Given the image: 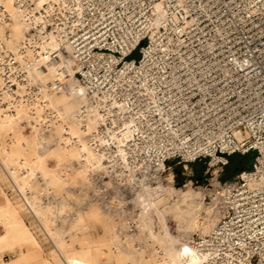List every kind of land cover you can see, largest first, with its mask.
Returning a JSON list of instances; mask_svg holds the SVG:
<instances>
[{"label":"built area","instance_id":"2783aa9c","mask_svg":"<svg viewBox=\"0 0 264 264\" xmlns=\"http://www.w3.org/2000/svg\"><path fill=\"white\" fill-rule=\"evenodd\" d=\"M10 8L25 27L16 47ZM72 81L85 97L77 114L95 115L84 139L101 163L88 201L121 212L118 200L169 182V162L218 169L254 153L191 244L200 264H264V0H0V108H22L40 139L57 126L74 143L43 95Z\"/></svg>","mask_w":264,"mask_h":264},{"label":"rangeland","instance_id":"374dc122","mask_svg":"<svg viewBox=\"0 0 264 264\" xmlns=\"http://www.w3.org/2000/svg\"><path fill=\"white\" fill-rule=\"evenodd\" d=\"M137 57L138 55L134 53L129 59H137ZM49 105L53 108L56 106L54 102H50ZM0 109L2 110H0V120L10 118V123L5 128H0V159L2 157L5 159L11 157L13 147L15 150L12 152L23 153L22 158L25 163L21 172L29 173L27 188L29 191H33V198L39 199L43 205L47 206L46 212H48V217L51 218L50 228L54 233V237L56 238L60 234L64 236L61 253L75 252L81 248L90 247L93 250L92 259L95 264H157V262L161 261V252L165 244L160 236L164 223L156 209L147 206L148 198L144 190H141L138 196L134 197L132 195L133 197L131 196L130 199L124 202L118 200L120 207L117 208L122 207L121 212L126 213V215L124 213L119 216L120 211L118 209L114 210V214H112L113 212L106 211L99 204L87 200L85 191L87 176L86 179H82L71 173L69 182L66 185L68 189L65 186L68 195H62L59 191H46L40 184L30 185L40 181L38 176L42 167L44 169L57 167L50 152L56 147V142L62 141L60 137L58 138L59 129L57 126L53 127L46 146L40 147L42 138L40 139L38 133L29 126L21 124L22 121L27 119L24 117V110L19 116H15L14 113L7 114L5 110ZM5 148L8 152L10 150V152L8 153ZM36 148L46 154L40 164H35L33 160V150ZM252 154H246L248 157L243 161L241 159L245 155L233 154L228 157L227 164L218 169H207L206 164L203 162L190 163L186 167L182 164L169 162L167 167H165L164 177L167 179L171 178L170 188L164 193L159 190L151 191L145 189V191L149 190L152 196L162 198L160 203L167 197L171 201L178 200L180 192L183 193L191 189L194 192H200L202 197L200 200H196L200 205L197 211L198 220L203 222L206 219L207 210L216 211L219 219L220 213L214 205L215 197L227 185L234 183L241 171L251 166ZM15 163L12 165L13 167H15ZM63 163L69 165L71 161L69 158H65ZM6 177L9 180V177ZM6 177L0 169V197L2 195V200H8L15 208L17 218L21 219L37 243L35 248H25L23 245L18 246L21 256L13 264H60L59 257L61 255L55 249L56 241L54 242L53 238L51 239L45 234L40 223H38V219L22 204L21 197L13 188L10 180L7 181ZM163 183L167 185L165 181ZM12 188L17 194L11 191ZM7 190H9L8 193H6ZM111 203L115 206V202ZM158 207L160 208L161 206L159 205ZM93 209L98 211L99 217L89 212V210ZM78 214L85 219V223L80 226H74ZM165 222L169 232L172 235H177V221L175 218L171 214H166ZM172 242L174 243L171 245L172 248L178 251L180 246L178 241ZM4 254L6 255L3 260L5 262L10 261V255H7L6 251H4Z\"/></svg>","mask_w":264,"mask_h":264},{"label":"bare ground","instance_id":"6f19581e","mask_svg":"<svg viewBox=\"0 0 264 264\" xmlns=\"http://www.w3.org/2000/svg\"><path fill=\"white\" fill-rule=\"evenodd\" d=\"M10 10L12 21L7 25V31L10 36V46L16 47V45L23 38L25 27L23 25L20 14L15 12L11 8ZM47 45L51 49L57 48L56 43L53 41H50ZM53 71V68L48 69V72L43 75H39L37 80L42 83L47 82ZM81 92L82 91L80 85L72 81L69 83V89L67 91H61L58 95L52 93L43 94L46 98V101H49V103L54 102V104H56L54 108L58 111L59 115L63 117L69 135L76 138V140L74 141V143H68L67 140L56 142L55 145H57L53 148V152H50V155L55 161L57 167L54 169H44L42 167L39 171L40 174L38 176L40 181L37 183L34 182L30 185L40 184L46 191H59L62 195H68V191L66 192V185L69 182V175L71 173L82 179H86L87 173H89V171L98 170L100 168V157L90 148L88 142L84 139L86 131H89L91 129L93 123L92 117H95V115H91L88 113H86V115L77 114L80 106L85 103V97L81 95ZM22 110V108L15 110L14 115L19 116ZM79 116H83V119L87 120L85 128H81L79 126ZM9 123V117L0 120V128H5ZM47 139L45 140L42 138L40 147L46 146ZM12 149V151L15 150L14 147ZM35 150H33L35 152V154L33 152L34 163L40 164L46 154L39 148L36 151ZM6 151L8 152L7 149ZM12 151L11 153L14 154H12L13 156L11 155V157L7 159L2 157L0 161L6 168L7 176L9 177L13 188L21 197L20 199L22 201V204L34 215V217H36V219H38V223H40V226L43 228L45 234L51 239L53 238L54 242L56 241L55 249H57V252L59 251L61 255L59 257L60 264H95L92 259L93 250L90 247L81 248L78 251L76 250L75 252H60L62 249L61 246L62 242L64 241V236L60 234L58 235V237H54V233L50 228L51 218L48 217V212H46L47 206L43 205L39 199L33 198V191L31 192L27 188L29 173L25 174L24 172H21L23 164L25 163L22 158L23 153L21 154L17 151L16 153H14ZM65 158L70 159L71 163L69 165L63 163ZM14 162H16L15 167L12 166L14 165ZM10 163L12 164L10 165ZM34 173L31 174L35 175ZM168 181L169 182H166L167 185L164 183H160L154 187L146 189H149L151 191L159 190L163 191L164 193L171 186V178H168ZM142 190H144V192L146 193V197L148 198L147 206L156 209L157 213H159V216L162 219V222L164 223L162 234L160 237L165 244V247L161 252V261L159 263L157 262V264H200L201 259L195 253V250L193 249L191 243L193 241V238L197 236H205L211 231L216 221L218 220L217 212L213 210H207L206 219L203 222H200L197 218L198 206L200 205L196 202V200H200L202 195L200 192H194L192 189L183 193L180 192V196L176 201L168 200L167 197L164 198L162 203H160L162 198L152 196L149 190ZM140 192L141 190L135 192V194L132 195L134 197L138 196ZM3 201L4 203L0 202V264H13L21 256V253L18 250V246L23 245L25 248H35L37 246V243L31 232L22 223L21 219L17 218L15 214V208L8 202V200ZM157 205H160L161 207L159 208ZM89 212L96 215V217H99V213L97 210L93 209L89 210ZM166 214H171L177 221V235H172L169 232L168 226L165 222ZM84 221L85 219H83L81 215L78 214L74 226H80L82 225V223H85ZM175 240L176 242L178 241L180 245L178 251H175L176 249L174 250L171 246L173 243L172 241ZM3 249H6V252L10 255V261L8 262H5L3 260Z\"/></svg>","mask_w":264,"mask_h":264},{"label":"trees","instance_id":"16d2710c","mask_svg":"<svg viewBox=\"0 0 264 264\" xmlns=\"http://www.w3.org/2000/svg\"><path fill=\"white\" fill-rule=\"evenodd\" d=\"M250 155L252 154V153H249ZM253 155V157H254V154H252ZM248 157V155H245V157H242V159H241V161H243L245 158H247ZM252 157V158H253Z\"/></svg>","mask_w":264,"mask_h":264},{"label":"crops","instance_id":"0c3cea01","mask_svg":"<svg viewBox=\"0 0 264 264\" xmlns=\"http://www.w3.org/2000/svg\"><path fill=\"white\" fill-rule=\"evenodd\" d=\"M3 200L1 199V197H0V202H2ZM0 229H1V227H0ZM24 249V248H23ZM4 251H6V249H3V252ZM6 254H4V256H5ZM7 255H9L8 253H7Z\"/></svg>","mask_w":264,"mask_h":264}]
</instances>
